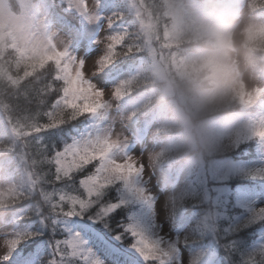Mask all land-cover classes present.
<instances>
[{
	"label": "rangeland",
	"instance_id": "1",
	"mask_svg": "<svg viewBox=\"0 0 264 264\" xmlns=\"http://www.w3.org/2000/svg\"><path fill=\"white\" fill-rule=\"evenodd\" d=\"M15 1L20 11H14V0H0V55L2 53V56L4 55L3 50H10L12 52L10 53L13 54L14 52L15 55L18 54L17 51H20L23 56H27L38 64L42 60L46 59L47 61L48 59L47 62L45 61L46 67L48 66L46 81L50 84V89H56L60 86V81L55 77L58 76L59 70L56 69L62 59H65L68 65L65 66L64 73L65 81L68 84L75 85L81 78V67L84 70L83 78H91L93 64L97 57L87 61L84 65L80 64L79 55L84 53L78 50V45L74 43L72 35L60 24L56 23L53 12L49 11L47 7L48 4L52 3V0ZM254 1L252 0V6H250L251 0H234L231 12H227L225 18L216 22L208 20L207 14L199 12L193 0L175 1L173 4L176 6V17L178 19L174 33L182 35L183 29H189V26L190 28L202 27L193 29L194 32L197 31L199 33L204 28H207L210 35L206 37L208 43L205 47H211V42L215 39L217 40V46H219L217 51H203L201 52L204 53L203 55L201 53L197 54L193 59L185 60L176 53L174 47L163 44V40L169 39L166 33L163 40L155 30L152 35L142 36L140 44L146 50L147 55L152 56L157 50L160 52L164 50L170 53L169 57H176V59H171L169 62H167L165 56L158 59V63L164 62L165 66L159 69L155 76H160L159 78L165 81V75L176 71V64L180 65L181 69H195L197 68L195 64L208 56L219 57L223 53L228 55L226 69L217 80L215 87L209 90L212 94L211 99L205 95L207 91H203L199 95V92H197L196 95L198 96L194 99L189 98L192 88L183 86L178 89L177 86L172 87L173 82L168 85L166 81V85H168L166 94L168 96L175 95L178 97L177 100L185 106L177 117L179 119L182 118V113L188 111V106L190 109L197 107V111H204L200 117L202 122L198 124L212 141L208 150L194 164H188L184 167L180 180L173 191H170L169 188L162 189L161 185L163 181L171 180L173 174L170 172L178 166V161L165 164L173 158L169 157L170 148L183 146L186 142L184 140H187L191 134L190 132H192L193 128L188 118L186 117L187 122L183 126V139L180 138L175 142H163L155 145L154 138L158 136L161 130H166L169 127L165 124L156 123L151 128H148L145 140L141 143H136L131 137V133H137L136 130H139L137 127L138 121L134 118L136 106L125 94H122V90L127 86L139 84L137 77H129L127 75L123 77L124 83L120 95H114L113 86L107 88L102 94L96 91L89 93L87 89H81V94L87 101L82 107L85 109L93 107L100 110L101 117L97 119H103L98 121V129L95 130L99 137L109 141L117 149L123 150L127 148L126 159L120 155V152H117V156L128 169L138 170L143 165L142 175L134 178L131 183L132 188L139 191L145 198L142 199L135 192L125 187L120 188L119 195L123 197L130 195V199L137 198L144 203L143 210L136 217H133L135 223L132 225L136 226L149 239L159 242L161 249L160 264H213L211 260L205 262L200 257V254L204 253L208 246H212V252L218 249L225 253L227 249L231 251L232 246L239 245H243L245 249L243 255L248 260L243 263H254V255L251 254L249 249H246V247L249 248L247 246L250 242L248 240L249 233L238 242L239 245L229 242L230 240H226V237H231L228 227L229 221L232 219L236 222V224H230L234 229H242L243 226L247 225L246 220L250 221V225L264 227V219L258 220V218H255V213L260 209H264V194L256 195L252 192H241L238 197V206L233 207L230 202L232 186L229 181L230 177H235L232 179H236L240 177L236 174L245 171L247 172L245 175L247 178L231 182H241L243 180L242 187L247 186L246 180L250 177V174L264 172V159L261 158L259 161L246 163L240 171L242 166L232 163L233 159H229V156H235L236 158L250 153V147L254 140L252 133L264 131V118L259 119L257 122H251L238 114L234 118H227L217 122L216 127H210L207 123L208 118L211 116L210 112L216 110L217 114H221L227 110L216 109L217 107L220 108V105L229 107L234 103L230 109H235L239 105L247 107L255 105L256 101L264 102V75L259 72L260 68L258 65L260 63L253 56L252 50L254 46L258 48L254 44L255 41L264 39V19L254 18L255 16L253 15H255L256 10L253 8L255 7L253 5ZM77 2L81 12L91 18V24L81 20V29L86 30L89 35H92L95 29H99L96 44L100 51L103 52L111 45L112 51L115 52L116 45L121 44L125 37L121 34L122 31L119 28L110 27V20H108L110 15L100 20V25H96L99 19L96 16L98 0H77ZM237 9L240 10L238 12L239 15L233 14ZM113 12H115V9ZM135 13L136 16L140 17L145 14L141 7L136 8ZM104 14L107 15L108 13ZM46 18H50L52 22L47 21ZM146 23L150 25L151 29H154V23L151 20L147 19ZM180 23L183 27L180 26ZM47 26H49V31L46 28ZM133 30L131 29V32ZM8 34L11 35L12 39H7ZM258 35H260L259 38H257ZM137 38H139L137 32H133L131 40H136ZM72 50H75L77 54ZM7 53L9 54V51ZM96 54L99 55V51ZM262 66L264 67V64ZM116 82V87H119L120 82L118 80ZM1 101L2 99H0V134L4 131H9L7 126L11 124L16 136L11 138L6 144V148L14 152L12 162L6 155H2L7 154L4 148L0 150V164L5 163V169H3L5 178L0 181V192L15 189L17 192L24 193L28 191L30 182L34 181L36 174L39 173L37 169L39 162L34 160V155L30 152L31 149L32 151L39 149V145L37 138L33 141L28 137L30 134L28 126L27 124L26 126L23 125L22 121L35 125L36 120H33L34 114H32L33 117L26 114L21 121L16 120L13 116H10ZM166 104L167 102L164 105L165 108H167ZM205 113L209 114L205 116ZM82 118L84 119V117ZM217 146L226 147L221 154L226 153L229 156L226 157L224 164L213 163L207 168L204 164V159L215 155V150L218 151L216 149L218 148ZM261 146L259 150L264 154V141H262ZM11 165H15L14 168H11ZM195 166L197 168L192 169ZM15 167L20 169H15ZM22 167H29L30 170L26 172ZM91 168L92 165H89V170ZM12 173L14 175L19 173L22 180L15 183V181L6 179ZM201 185L207 194V199L204 198V201L208 204V211L204 213L202 218L198 219V223L201 225L196 232L203 239L201 242L206 240L207 247L199 250L192 247L195 237H188V228L193 222L185 230L180 231L177 229V224L182 222L185 216L180 212L176 197L187 188H190L191 191H200ZM167 186H169V182ZM114 190L110 193L111 199L117 198L113 195ZM212 197L215 198L212 199ZM198 204L197 202L196 205ZM20 207L21 204L17 203L15 208L6 209L0 214L7 213L11 215L13 211ZM243 209L246 211H243ZM129 218L127 217V220ZM256 220H258L256 223H251V221ZM25 223V221H21L20 226H24ZM25 226L29 227L27 224ZM12 227L13 225L9 224L7 228H0V250L5 247L6 240L11 239L10 232ZM69 229L73 230L72 227ZM225 232L227 234H224ZM220 236L223 243L222 240H219ZM257 248L264 249V235ZM176 249H180L181 252H177ZM225 257L229 259L228 254Z\"/></svg>",
	"mask_w": 264,
	"mask_h": 264
},
{
	"label": "snow or ice",
	"instance_id": "2",
	"mask_svg": "<svg viewBox=\"0 0 264 264\" xmlns=\"http://www.w3.org/2000/svg\"><path fill=\"white\" fill-rule=\"evenodd\" d=\"M47 7L53 12L56 23L72 35L78 50L84 53L79 55L80 64L84 65L94 57L97 59L91 78H83L81 67V78L75 85L65 82L54 98L44 101L48 106L45 112L48 124L36 129L38 133L44 132L43 136L37 137L41 170L30 182L28 191L20 193L9 189L0 192V212L21 204L11 215L0 214V228L13 225L11 239L6 240L5 247L0 250V264L156 262L161 257L159 242L122 220L123 201L110 198V193L121 186L145 198L132 188L131 183L142 175L143 165L138 170L128 169L117 156L120 152L126 159L127 148H115L95 131L98 121L103 119H97L101 117L100 110L82 107L87 102L81 94L82 88L89 93L102 94L113 86L114 95H120L123 77L134 69L113 58L111 45L101 52L96 44L97 36L81 29V20L91 24V18L81 12L77 0H52ZM115 8V0H98L96 25H100V20L111 15ZM117 80L119 87H116ZM65 111L69 113L67 120L63 119ZM252 135L264 141V131ZM88 165L92 168L85 171ZM254 175L264 179V172ZM255 218L264 219V209L256 212ZM21 221H28L32 227L20 226ZM69 224L73 229L71 232L67 227Z\"/></svg>",
	"mask_w": 264,
	"mask_h": 264
},
{
	"label": "trees",
	"instance_id": "3",
	"mask_svg": "<svg viewBox=\"0 0 264 264\" xmlns=\"http://www.w3.org/2000/svg\"><path fill=\"white\" fill-rule=\"evenodd\" d=\"M115 3L118 6V10L116 11V15L113 18L112 24L122 28L121 34L125 37V40L121 44L116 45V50L115 52H113V58L118 61H124L125 63H128L129 66H133L134 64H136L138 60H142V62H140L141 65H137L138 67L140 66L141 74V76H138L139 84L135 85L136 87L133 86L130 91H138L137 94L143 93L141 104L135 110V118L141 119L156 108L159 111L162 107L161 103H165L168 100H177L178 97H176L175 95L174 99H163V97L166 95L160 90L161 88L168 90L167 86L169 84H172V82V87L177 86L178 89H181L183 86L192 88L191 92L189 93V98L193 99L198 96L196 95V93L200 89L203 90L209 86L206 81H202V74L198 73L196 71V68L181 69L180 65L177 64L175 65L176 71L171 72L169 75H165L166 81L168 83V85H166L165 80H161L159 78L160 76H155L156 72L165 66L164 62L158 63V59L165 56L167 62H169L171 59H176V57H169L170 53L161 50L158 56H156L157 52H155L151 58H145L147 56V52L144 47L141 46L140 41L142 39V36L152 35L154 30L159 34L162 40L164 38V34L166 33L169 36V39L163 40V44L174 47L176 53L178 55L181 54L182 57L188 54L189 51L193 50L194 46L200 45L201 41L203 43H206L203 32H194L193 29L190 27L189 29L184 28L182 31V35L174 33L175 27H173L172 24L173 17L170 13L169 8V6L172 4V0H115ZM139 6H142V9L145 11V16L137 17L135 15L136 8H138ZM263 7L264 0H261L260 5L258 6L259 13L262 12V9H264ZM138 19L151 20L154 23V29H148L149 27L142 26V22H140ZM131 29L134 30L131 32ZM133 32H137L139 36V38H137L136 40H131ZM259 37L260 35L257 36V38ZM150 42L152 43V41ZM254 44L258 48H255V46L253 48L255 50H258V52H260L264 56V39H259L255 41ZM7 51H9V54L7 53ZM7 51L3 50L4 55L2 56L3 53L0 55V99H2L1 103L7 108L6 110L10 113V116H13L16 120L21 121V119L26 114H28L29 116H32V114H34L33 120H36V122L34 123L35 125H30V123L27 121H22L23 125L26 126L27 124L28 126V132H30L28 137L34 141L38 136L44 135L43 131L38 133L36 129L38 127L42 129L43 125L48 124V120L45 116V112L47 111L48 106L46 103H44V101L54 98V95L58 93L61 88L57 87L55 89V92H53V88H49L50 84H48L46 81L48 66L46 67L45 65L48 59L47 61L46 59L42 60L40 64H38L33 62L27 56H23L19 51L16 55L14 54V52L13 54H11L12 52L10 50ZM260 53L258 55H260ZM199 63L200 62L195 64L196 67L199 65ZM150 64H154L152 68L150 67ZM178 105L182 108L185 107L179 100ZM233 105L234 103H232L229 107H226V105H220V108L217 107L216 109L231 110L230 108H232ZM169 108H171L170 105ZM197 110V107L190 109L188 106V111L184 112V115L187 116L188 120L192 123V125L194 123H198L201 120V114L204 112ZM227 110L223 112H226ZM168 112L170 113L171 117L174 116L170 109L168 110ZM216 112V110L214 112H210V115H213ZM65 113L63 114V119L67 120L69 113H67V111ZM208 114L209 113H205V116ZM171 120L175 121V124H171L170 128L167 130H161V136L171 135L175 137V135L182 132L183 129L181 128L179 120ZM11 138L12 137L9 134H7L6 137H0V150H3L4 148L7 154L2 155H6L12 162L14 152L6 148V144L8 141H10ZM217 147L218 148L216 149H218V151L215 150V155H213L212 157H207L206 160H209L210 158H226L227 156H229L226 153L221 154V152L225 151L224 148L226 147ZM30 152L34 155V160L39 162L37 169L40 172V149H35L33 151L31 149ZM207 154H209V152H207ZM30 156L32 157V155ZM171 157L173 158L170 161H177L179 158H181V154L178 151H171ZM22 168L24 171L30 170L29 167ZM88 170L89 165L86 167L85 171ZM243 173L244 174H242L240 177L232 179L230 181L244 179L246 173ZM250 179L253 181L262 180V178H259L254 174H250L248 180ZM10 180H13L15 181V183H17L22 180V177L19 173H17ZM203 193L204 189L202 188L200 191L194 193L195 195L192 193L188 195H186V193L181 194L178 197V207L180 211H183L184 215L186 213H192L193 215L200 216L199 213L206 210L208 207L207 203L204 201L205 196L203 195ZM120 201H123V207L120 209V217L125 222H129V220H127V217H130L132 213H134V207L132 206L131 202H128L127 200L123 199V197ZM197 202L199 203L198 205H196ZM197 220V218L194 219L191 228L193 237L198 236L196 230L200 228V224L197 222ZM258 220L251 221V223L254 224ZM25 222L26 223L24 224V226L27 224L29 225L28 228L32 227V225L28 221ZM246 224L247 225L243 226L242 229L239 230L234 229L231 225H229L228 230L231 237H226V240H230L229 242L239 245L238 242L241 241L247 233H249L250 235L251 229L253 232V229L257 228V226L250 225V221L248 220H246ZM227 232H225L224 234H227ZM128 239H131L130 236L128 237ZM219 240H222L221 236L219 237ZM244 251L245 249L242 245L232 246L231 251L227 249V253L225 252L224 254H228V260L230 264H264V250L254 251L252 253L255 259L253 260L254 263H243L245 261H248L244 258Z\"/></svg>",
	"mask_w": 264,
	"mask_h": 264
},
{
	"label": "clouds",
	"instance_id": "4",
	"mask_svg": "<svg viewBox=\"0 0 264 264\" xmlns=\"http://www.w3.org/2000/svg\"><path fill=\"white\" fill-rule=\"evenodd\" d=\"M227 64V53H223L219 57L208 56L199 63L196 71L202 74V81L215 86ZM205 95L211 99L212 94L210 91L205 92ZM211 142L201 126L198 123H194L192 133L188 136L180 153L182 159L185 163L194 164L208 150Z\"/></svg>",
	"mask_w": 264,
	"mask_h": 264
}]
</instances>
